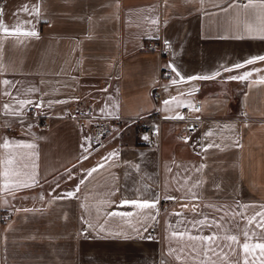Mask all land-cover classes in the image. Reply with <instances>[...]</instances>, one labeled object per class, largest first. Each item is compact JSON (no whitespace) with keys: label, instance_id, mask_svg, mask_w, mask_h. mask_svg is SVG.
I'll use <instances>...</instances> for the list:
<instances>
[{"label":"crops","instance_id":"obj_1","mask_svg":"<svg viewBox=\"0 0 264 264\" xmlns=\"http://www.w3.org/2000/svg\"><path fill=\"white\" fill-rule=\"evenodd\" d=\"M248 3L4 0L0 208L12 218L0 224V264H243V243H264V217L248 222L264 212V83L258 82L264 61L232 68L264 55V39L258 38L264 0H253L250 8ZM158 36L169 42L165 56L144 48L145 39ZM168 64L185 80L172 84L179 77L169 68L172 79L165 80L157 100L150 92ZM216 71L220 76L212 79L187 80ZM246 71L252 73L247 80L228 79ZM173 97L166 108L164 101ZM21 100L32 103L21 106ZM75 100L103 118L158 110L164 118L160 149L146 145L134 123L95 146L90 118L79 123L62 116ZM197 100L199 109L192 107ZM37 104L45 122L25 117L28 106ZM185 106L192 107L189 117L200 120L192 133L182 119L172 118L182 116ZM109 153L115 155L104 159ZM26 163L36 165L34 184L24 175L32 171ZM165 199L171 204L161 215ZM124 200H148L154 207ZM158 220L160 233L149 234ZM213 233L218 254L205 256L208 242L189 239ZM229 235L237 236L231 248L223 239ZM259 259L258 249L248 256L250 264Z\"/></svg>","mask_w":264,"mask_h":264},{"label":"built area","instance_id":"obj_2","mask_svg":"<svg viewBox=\"0 0 264 264\" xmlns=\"http://www.w3.org/2000/svg\"><path fill=\"white\" fill-rule=\"evenodd\" d=\"M4 0H0V11L2 9ZM163 38L160 36L155 38H148L144 41V48L154 50L160 53L161 56H165L169 42L165 43ZM172 74L171 70L162 66L160 70V78L159 82L151 89V96L157 100L161 97V87L165 84V80H171ZM72 108L65 109L62 112L63 117H70L76 119L79 123H82L85 119H91V129H92V142L95 146L102 145L108 138L111 136L118 134L119 131L127 124L134 123L137 125L139 131L143 133L144 136L148 138L145 139V144L155 149L159 150L161 147V124L163 121V117L157 111L146 113V114H138L132 117H124L117 116L112 118H103L98 116H93L91 113V107L89 104L84 105L83 101L75 100L71 103ZM201 106V102L199 100L196 101L194 106L195 109H199ZM189 106H185L183 108V129L192 133L200 128V120L198 118H192L188 116L189 110L192 108ZM25 117L29 118H37L39 120L43 119L45 122L46 114L41 112L36 106L30 105L28 106ZM171 201L169 199H165L161 202L160 206V214L169 207ZM12 218V213L8 210L0 208V224L6 222L7 220ZM160 220L157 221L155 225L149 228V234H157L160 233Z\"/></svg>","mask_w":264,"mask_h":264},{"label":"snow or ice","instance_id":"obj_3","mask_svg":"<svg viewBox=\"0 0 264 264\" xmlns=\"http://www.w3.org/2000/svg\"><path fill=\"white\" fill-rule=\"evenodd\" d=\"M201 2H203V0H201ZM254 6V3H253V0H249V3L248 5H246V7H253ZM260 7L262 9H264V3H262L260 5ZM23 11L25 12H28V7L27 6H24L23 8ZM33 11L38 14L39 10L38 8H34ZM153 23H156V21H152ZM0 29H3L5 32L8 31L7 27L5 25H3L2 23H0ZM14 31L16 32H19L20 31V25H17L14 29ZM247 31L249 34L252 33L253 29L251 28V26H248L247 27ZM25 35L27 36H35L36 35V32L35 31H28L26 33H24ZM260 39H264V28H261L259 30V37ZM165 43H167V41H165ZM255 61H264V55H255V56H252L250 58H246L245 61L243 63H235L234 65H232V68H235V69H240L242 67H244V64H248V65H251L253 64ZM168 68H171L172 71L176 74L177 77H179V81L178 80H172L171 83L172 84H177L179 82H183L185 80V77L181 75V73L176 69V67L173 65V64H168L167 65ZM232 68H229V67H224L223 70L225 72H228V71H231ZM257 71H260L259 69H257ZM251 72L250 71H246L244 72L242 75H232V76H229L228 79L229 80H247L250 76H251ZM220 76V72L219 71H216L212 74V76H204V75H201V76H188L187 77V80L188 81H194V80H207V79H212L214 77H218ZM259 83H264V77H261V80L258 81ZM4 84H8L10 83L9 81H3ZM176 101V97H173L171 101H164V104H165V107L167 108V106L173 102ZM31 104L32 102L31 101H19V104L21 106H23L24 104ZM6 109L8 108V105H5L4 106ZM36 107H40L39 104L36 105ZM103 111V110H102ZM172 118H175V119H184V117L182 116H175V117H172ZM148 137L145 136L144 139H147ZM86 140H91V138H86ZM4 148H8L9 147V141L8 140H5L3 145H2ZM215 145H208L209 148L211 147H214ZM25 147H28V148H34V145H31V144H28V145H25ZM83 147V146H82ZM88 149H84V151H87ZM34 155V154H32ZM115 155V153H109L108 154V157H105L104 159H108L109 157ZM83 159H87V156H84ZM14 161L12 159H9L6 161L7 164L11 165ZM24 167L25 168H31L32 171L31 172H28V173H25L24 175L27 177L28 180H30L33 184L36 183V175H35V163H31V164H24ZM99 167H102V165H100ZM97 170L96 167L92 168V169H89L87 170V175L88 176H91L93 172H95ZM5 176L8 175V172L5 171L4 173ZM84 181L81 180L80 183L82 184ZM19 186H22V187H31L32 185L29 184V183H23V184H20ZM7 187V186H6ZM76 190L78 191L79 190V184L76 186ZM67 196L71 197L74 195L73 192H67L66 193ZM60 197H57V199H59ZM123 204H132V205H138L140 207H154V204H151L148 200H144L143 202H140V201H137V200H124L122 202ZM184 207H187V205H185ZM193 211H195V206H193L192 208ZM26 211H29V210H26ZM130 215V213H111L110 215ZM176 215H179V213H177ZM257 216L259 217H264V212H259L257 213L255 216L251 217L249 219V223L251 224L252 221L256 220ZM205 221L204 220H201V221H197V222H193V226L195 227L196 224H204ZM209 226H211L209 224ZM261 226H264V220L261 221ZM173 235H177V233H173ZM181 236L185 235V233H180ZM247 232H245V236L247 237ZM190 240H193V241H207L208 244L205 246L204 248V255L207 256L209 252H212L214 254H218L217 251H216V248L219 247V245L217 244L216 247H213L212 245L218 240V237L216 236L215 233H213L212 235H208V236H190L189 237ZM224 240L226 241H229L231 242L230 244H227L226 247H229L231 248L232 245L236 244L237 243V236L235 235H229V236H226L223 238ZM242 248H243V252L245 254L244 256V262L243 264H250V261L248 260V256L252 253H254L255 250H259V264H264V243H255V244H250L248 242H245L243 243L242 245ZM194 251H196L197 249H193ZM221 251H223V249H221ZM233 251H235L233 249ZM201 264H203V262H201ZM237 264H239V261H237Z\"/></svg>","mask_w":264,"mask_h":264},{"label":"trees","instance_id":"obj_4","mask_svg":"<svg viewBox=\"0 0 264 264\" xmlns=\"http://www.w3.org/2000/svg\"><path fill=\"white\" fill-rule=\"evenodd\" d=\"M236 99H237L236 95L231 93V102H235Z\"/></svg>","mask_w":264,"mask_h":264}]
</instances>
